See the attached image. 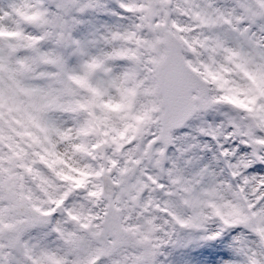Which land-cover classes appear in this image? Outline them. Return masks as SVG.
Listing matches in <instances>:
<instances>
[{
  "label": "rangeland",
  "instance_id": "rangeland-1",
  "mask_svg": "<svg viewBox=\"0 0 264 264\" xmlns=\"http://www.w3.org/2000/svg\"><path fill=\"white\" fill-rule=\"evenodd\" d=\"M41 5L0 0V204L10 203L16 219L25 214L19 231L32 225L31 211L48 203L56 221L35 235L60 228L70 241L64 248L69 256L87 257L93 249L85 223L91 225L97 201L119 219L128 215L130 203H149L158 207L157 216L148 207L128 218L151 258L124 248L113 253L117 264L122 252L135 264H264V112L255 114L264 108V0H52L53 12L37 14ZM72 33L75 44L68 40ZM177 33L186 43L210 48L200 55L184 47L186 63L195 71L215 65L228 72L221 81L228 95L171 134L161 158L155 69L164 55L163 39ZM121 58L130 62L122 64ZM133 65L141 70L136 82H142L136 102L119 107ZM84 94L102 106L87 105L91 119L84 122L82 114L77 138L72 112ZM24 125L49 144L31 146ZM86 137L107 147L89 145ZM243 141L259 143L257 163ZM8 143L23 148V156H13ZM47 152L50 161L37 164L36 155ZM66 177L68 186L60 191ZM78 186L88 189L78 193ZM8 211L0 216H10ZM248 216L252 222L245 225ZM5 226L0 239L13 243L17 233L2 236ZM79 229L86 230L83 239L75 234ZM219 229L223 236L215 233ZM79 240L84 250L77 249Z\"/></svg>",
  "mask_w": 264,
  "mask_h": 264
},
{
  "label": "water",
  "instance_id": "water-1",
  "mask_svg": "<svg viewBox=\"0 0 264 264\" xmlns=\"http://www.w3.org/2000/svg\"><path fill=\"white\" fill-rule=\"evenodd\" d=\"M164 45L165 56L157 67V82L163 108L159 139L164 140V145H166L168 132L182 126L190 119L196 107L205 110L215 105L216 102L209 99L206 82L184 62L179 41L174 37H167ZM249 145L254 150L257 149L256 144L249 143ZM103 230L115 237L113 246L119 244L116 237L125 233L115 224L114 220L104 221Z\"/></svg>",
  "mask_w": 264,
  "mask_h": 264
},
{
  "label": "flooded vegetation",
  "instance_id": "flooded-vegetation-1",
  "mask_svg": "<svg viewBox=\"0 0 264 264\" xmlns=\"http://www.w3.org/2000/svg\"><path fill=\"white\" fill-rule=\"evenodd\" d=\"M91 223L95 222L92 221ZM73 226L77 229L78 223H74ZM50 227L51 225L46 226V231H50ZM12 231H15L17 233L13 240V243H10L9 241L10 252H12L14 256V264H86L85 257L77 258L69 256L68 252L64 248L68 247L70 241L63 235H60V233L62 232L60 228L55 232V235L33 237L30 241H27L25 245L23 244V238L21 235L24 231H19L18 224L13 227ZM80 233L82 235L81 238L83 239L86 230L83 229ZM89 233L92 237L91 247L94 248L96 244H100L99 249H102L107 240L101 243L100 236L94 229L89 228ZM107 243L108 251L104 253L101 251L95 252L91 256L89 264H100L103 261L109 263L111 261L112 252L109 251V242ZM122 244H124V241L122 242ZM77 249H85L84 243L81 240L77 242ZM8 253L9 252L0 251V264H6L5 262H3V260ZM24 253L26 258L23 259ZM123 259L124 258H122V260Z\"/></svg>",
  "mask_w": 264,
  "mask_h": 264
},
{
  "label": "trees",
  "instance_id": "trees-1",
  "mask_svg": "<svg viewBox=\"0 0 264 264\" xmlns=\"http://www.w3.org/2000/svg\"><path fill=\"white\" fill-rule=\"evenodd\" d=\"M261 112L262 113L264 112V109L263 108L261 109ZM255 114L257 115L258 114V111L255 110Z\"/></svg>",
  "mask_w": 264,
  "mask_h": 264
},
{
  "label": "bare ground",
  "instance_id": "bare-ground-1",
  "mask_svg": "<svg viewBox=\"0 0 264 264\" xmlns=\"http://www.w3.org/2000/svg\"><path fill=\"white\" fill-rule=\"evenodd\" d=\"M10 206H11V205H10ZM10 206H9V207H10ZM11 209H12V208H11ZM8 210L10 211V209H7L6 211H8Z\"/></svg>",
  "mask_w": 264,
  "mask_h": 264
}]
</instances>
